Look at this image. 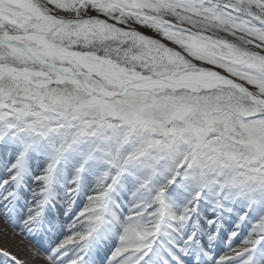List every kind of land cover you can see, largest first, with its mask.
Returning <instances> with one entry per match:
<instances>
[{"label":"snow or ice","instance_id":"1","mask_svg":"<svg viewBox=\"0 0 264 264\" xmlns=\"http://www.w3.org/2000/svg\"><path fill=\"white\" fill-rule=\"evenodd\" d=\"M0 217L43 264H264V0H0Z\"/></svg>","mask_w":264,"mask_h":264},{"label":"bare ground","instance_id":"2","mask_svg":"<svg viewBox=\"0 0 264 264\" xmlns=\"http://www.w3.org/2000/svg\"><path fill=\"white\" fill-rule=\"evenodd\" d=\"M29 242L28 239L19 234L18 230L17 232L13 231L0 217V248H7L14 255L28 261V264H43L41 260L30 257V250L33 246Z\"/></svg>","mask_w":264,"mask_h":264},{"label":"rangeland","instance_id":"3","mask_svg":"<svg viewBox=\"0 0 264 264\" xmlns=\"http://www.w3.org/2000/svg\"><path fill=\"white\" fill-rule=\"evenodd\" d=\"M11 228V227H10ZM13 230V229H12ZM13 231H15V232H17V230H13ZM30 243V242H29Z\"/></svg>","mask_w":264,"mask_h":264}]
</instances>
